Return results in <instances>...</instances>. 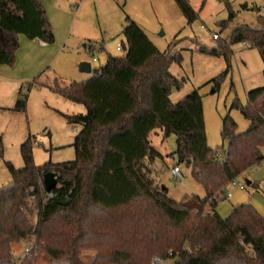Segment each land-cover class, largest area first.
<instances>
[{
  "label": "trees",
  "instance_id": "16d2710c",
  "mask_svg": "<svg viewBox=\"0 0 264 264\" xmlns=\"http://www.w3.org/2000/svg\"><path fill=\"white\" fill-rule=\"evenodd\" d=\"M175 1L189 21L195 18L187 0ZM234 17L230 10L222 27ZM258 19L256 28H235L229 45L203 52L229 62L230 47L245 43L259 50L264 62V16ZM20 34L55 43L40 0H0V65L14 64ZM123 35L122 57L108 54L107 63L86 81L54 88L86 107L84 114L66 116L80 126L75 160L36 166L35 142L29 138L20 150L24 167L8 163L13 183L0 189V264H32L29 255L16 262L12 246L34 238L30 253L38 247L54 263L84 264L81 254L93 250V264H153L154 258L163 264H264L259 211L242 204L222 218L216 210L226 187L264 161V85L247 93V105H235L249 129L238 133L235 121L226 117L222 139L227 149L214 151L198 90L177 104L170 99L178 84L169 67L182 55L158 52L132 22ZM220 81L215 79L217 87ZM26 101L21 91L15 110L25 111ZM155 130L176 136L174 154L191 168L206 191L204 198L175 201L151 177L160 156L150 141ZM50 172L56 173L58 185L48 199L43 177Z\"/></svg>",
  "mask_w": 264,
  "mask_h": 264
},
{
  "label": "rangeland",
  "instance_id": "374dc122",
  "mask_svg": "<svg viewBox=\"0 0 264 264\" xmlns=\"http://www.w3.org/2000/svg\"><path fill=\"white\" fill-rule=\"evenodd\" d=\"M187 2L195 12V18L191 21L175 0H59L54 14H46V18L54 41L56 35L67 32L71 41L66 49L62 46V51L55 56L56 41L47 44L50 46L49 52L37 49V57L45 63L41 66L43 73L35 78V85L31 89L28 88L31 81L19 87L7 82L0 83V189L8 188L13 183L8 163L16 169L24 167L20 150L29 138L35 142L33 156L36 166L75 160L74 142L80 126L71 124L66 116L84 114L86 107L66 100L54 88L89 79L92 74L79 70L83 62H90L94 71L107 63L108 54L122 57L123 49L118 50L117 46L126 42L123 31L131 22L158 52L182 55L180 63H173L169 67V74L178 84L170 90V99L177 104L198 90L203 101L207 142L214 151L223 153L227 149L222 139L226 117L235 121L238 133L247 131L249 121L235 105H247V93L264 85V62L259 50L238 43L230 47L229 62L224 57L216 58L203 51L218 50L221 44L229 45L230 34L238 26L258 27V16H264V0ZM46 3L50 2L41 3L43 8ZM49 5L52 7L53 4ZM246 5L249 10L244 9ZM230 10L235 17L226 27H222ZM214 34H218L221 40L215 41ZM99 46L102 50H98ZM92 47H95L93 52L89 51ZM15 58L16 62L8 67L20 71L24 61L17 52ZM220 77V86L217 87L215 79ZM21 88L23 94H27V106L25 111L19 112L15 106ZM150 141L160 155L154 160L151 174L157 185L166 188L175 201L195 195L204 198L206 191L194 180L191 168L178 161L174 154L177 150L176 136H165L162 131L155 130L150 134ZM176 165L180 166L183 182L173 177ZM248 181L252 184L249 185ZM236 183H230L218 200V214L226 218L235 206L250 204L264 217V161L241 174ZM239 184L244 189L240 190ZM31 218L36 223L37 218ZM31 243L36 244L35 238L13 244L12 256L16 262L20 263L28 256L26 249ZM35 252L29 254L33 259L32 264H67L52 262L38 247ZM96 255V251L88 250L81 257L84 264H93ZM166 264H174V261L169 260Z\"/></svg>",
  "mask_w": 264,
  "mask_h": 264
},
{
  "label": "crops",
  "instance_id": "0c3cea01",
  "mask_svg": "<svg viewBox=\"0 0 264 264\" xmlns=\"http://www.w3.org/2000/svg\"><path fill=\"white\" fill-rule=\"evenodd\" d=\"M40 1L43 4L45 3V1L53 4L52 7H51V5H49L50 3L49 4L46 3V6H44L46 14H48V15L54 14L55 8L59 4V0H48V1L47 0H40ZM48 5H49V7H51V9H49V10H52V12H49V10H47V8H49ZM18 41L20 42V47H19L17 53L20 54V57L24 61L23 62L24 64L21 67V70L20 71L19 70L18 71L12 70V68L8 67L7 64L0 65V83H6L7 82L8 84H12V86L14 85L17 87H19L22 83L28 82V81L32 82V83H29V85L33 84L35 82V78L39 77L38 75L43 73L42 72L43 67L41 68V66L45 63V61L40 59V57H37V53H36L37 49H41L45 53H46V51L47 52L50 51V48H49L50 46L47 45L44 41H41L39 39L29 40L24 35L20 34V36H18ZM55 41H56V44H55L54 50H56L57 54L55 56H57L62 51L61 47L63 46V48L65 50L71 40H70V37H68L67 32L64 31L61 34H59L58 36L57 35L55 36ZM89 51H90V49H89ZM10 69H11V71H10ZM20 73H21V77H20ZM21 90H22V88L20 89V92H21ZM8 91L10 93L12 92V90H8ZM251 184L252 183L249 182V185H251ZM235 207H237V206H235ZM208 209H210V208H208Z\"/></svg>",
  "mask_w": 264,
  "mask_h": 264
},
{
  "label": "water",
  "instance_id": "95a60500",
  "mask_svg": "<svg viewBox=\"0 0 264 264\" xmlns=\"http://www.w3.org/2000/svg\"><path fill=\"white\" fill-rule=\"evenodd\" d=\"M79 70L82 73H86V74L93 73L92 64L90 62H83L82 64H80ZM1 142H2V139L0 138V144ZM43 181H44V187L47 193L52 192L55 189V187H57L58 185L56 173L54 172L46 173L43 177ZM248 184H249V181H248Z\"/></svg>",
  "mask_w": 264,
  "mask_h": 264
},
{
  "label": "built area",
  "instance_id": "2783aa9c",
  "mask_svg": "<svg viewBox=\"0 0 264 264\" xmlns=\"http://www.w3.org/2000/svg\"><path fill=\"white\" fill-rule=\"evenodd\" d=\"M213 38H214L215 41H220V40H221V37H220L218 34H214V35H213ZM243 44L246 46L245 43H243ZM117 49H118V50H121V49H122V45L118 44ZM91 50H92V49H90V51H91ZM94 61H96V60H94ZM173 177H175V178L177 179V181H181V182H183L184 177H183V175H182V172H181L180 166L174 168V170H173ZM231 183L237 185L236 180L233 181V182H231ZM239 188H240V190L244 189V187L241 186L240 184H239ZM47 196H48V199L55 197V196L52 194V192L47 193ZM229 196H230V195H229ZM31 244H32V243H31ZM32 245H33V244H32ZM32 245H29V246L27 247V249H26V254H27V255L30 254L31 246H32ZM153 264H163V262H162L159 258H154V259H153Z\"/></svg>",
  "mask_w": 264,
  "mask_h": 264
}]
</instances>
